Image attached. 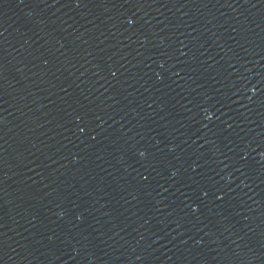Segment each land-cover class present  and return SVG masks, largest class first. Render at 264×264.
Masks as SVG:
<instances>
[{"label":"water","instance_id":"1","mask_svg":"<svg viewBox=\"0 0 264 264\" xmlns=\"http://www.w3.org/2000/svg\"><path fill=\"white\" fill-rule=\"evenodd\" d=\"M0 264H264V0H0Z\"/></svg>","mask_w":264,"mask_h":264}]
</instances>
